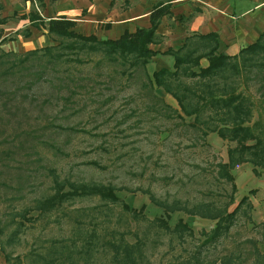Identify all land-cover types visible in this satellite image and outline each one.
<instances>
[{"label": "rangeland", "instance_id": "1", "mask_svg": "<svg viewBox=\"0 0 264 264\" xmlns=\"http://www.w3.org/2000/svg\"><path fill=\"white\" fill-rule=\"evenodd\" d=\"M138 1H143L142 7H150L148 0L114 3L126 10L136 8ZM73 2L82 4V0L63 3L68 6ZM79 12L85 15L87 9L81 7ZM115 17L102 16L99 23L106 28ZM91 24L94 30L84 34L97 30V22ZM14 28L8 36L16 39L5 42L6 48L13 49L6 50L25 52L57 44L43 36L44 27L32 38L22 35L29 29L26 26ZM40 38L43 41L35 47ZM169 55L162 57V64L152 58L147 72L152 75L162 65L174 69ZM80 57L83 62L62 60L42 75L25 69L0 79L2 238L24 220L19 214L22 210L55 193L56 178L113 186L129 207L142 211L134 216L123 203L103 200L98 194L76 196L45 214L38 216L33 211V219L24 220L26 225L5 245L6 250L14 258L21 256L22 264H32V257L39 253L65 248L63 258L68 264H114L110 242L126 238L142 245L141 264L183 262L199 250L209 260L242 253V264H250L254 245L264 251V166L252 161L236 164L231 170L236 191L232 182L220 175L219 164L228 161L229 149L236 143L209 128H229L233 119L212 108H204L200 116L187 115L171 93L159 87L150 90L142 68H131L97 50L81 51ZM208 63V56L201 59V66ZM236 69L227 78L214 77L211 85L194 76L183 79L192 91V102L205 101L201 95L206 91L213 90L215 96L224 90L228 95L244 93L252 112L246 124L261 138L264 153V97L256 77L259 66L239 63ZM150 194L166 202H213L229 211L247 196L253 208L251 217L240 210L229 233L205 243L204 232H209L217 219L176 210L170 212L165 226L159 219L168 214ZM180 219L193 233H177ZM94 230L98 235H90ZM5 262L0 250V264Z\"/></svg>", "mask_w": 264, "mask_h": 264}, {"label": "trees", "instance_id": "2", "mask_svg": "<svg viewBox=\"0 0 264 264\" xmlns=\"http://www.w3.org/2000/svg\"><path fill=\"white\" fill-rule=\"evenodd\" d=\"M31 1L36 4L39 2L37 6L40 9L45 6L44 0ZM50 1L55 2L57 0ZM171 6L172 4L169 2L155 4L150 13L151 25L149 27H138L133 32L126 30L120 37L115 39H102L95 33H81L76 28L77 21L69 18L67 15L53 16L46 20L40 14V9L35 8L28 14L22 15L21 18H28L31 21V25L38 28L45 27L51 39L56 41L57 44L25 52L5 50L1 45L16 38L15 36H6L4 29L0 27V79H6L8 76L21 73L25 69L42 75L48 69L55 68L61 64L62 60L83 62L80 52L88 49L103 52L107 57L124 62L131 68H142L150 90L159 87L171 93L178 100L180 107L187 115L197 114V116H200L204 108H212L216 111H223L222 113L226 117L233 119V125L229 128L227 126H213L209 129L217 131L222 137L230 138L236 143L235 146L229 149L228 161L219 164L220 175L231 181L232 189L236 191L237 185L231 172L236 164L252 161L256 165L264 166V153L260 147L261 138L258 137L252 126L246 124V122L251 121L252 116L247 98L242 92L228 95L227 90H224V94H221L222 96H215L212 90L206 91L201 95V98L205 100L202 103L192 102V91L183 77L194 76L204 84L211 85V79L216 76L227 78L231 70L236 67L238 69L239 63H244L249 68L259 66L256 77L260 83V93L264 97V32L255 42L242 48L236 55L216 54L217 40L215 39V34L199 36V40L195 36L189 37L182 46L176 49L168 48L164 51L153 49L151 44L160 43L163 39L162 34L157 32V28L162 18L171 14ZM6 22V18H0V24ZM109 25L107 24V27ZM31 33L30 29H26L23 34L21 32L24 37H29ZM209 39L214 41V44L210 45V47L208 46ZM64 50L74 52V55H66ZM158 54L173 55L174 69L162 67L150 75L146 70V66ZM206 56H208L209 63L207 66H201V59ZM195 66L201 67L196 71L193 69ZM153 93L156 95L154 91ZM250 140H253V142H250ZM54 185L56 191L53 195L36 200L33 206L27 207L19 213L25 221L27 220L28 222L30 219H33V211H37V215L39 216L62 206L64 201L70 198L97 194L103 200L123 203V208L131 211L134 216L142 211L129 207L126 202L116 195L113 186L87 182L74 184L68 180L62 181L58 178L54 180ZM67 186L70 187L69 190H65ZM150 198L153 202L163 207L164 211L168 214L166 215L167 218L159 219L161 224L165 226H168L167 220L170 212L176 210H184L189 214L217 219L216 225L209 232H204L206 236L205 243L215 241L229 233L240 210L251 217L250 211L253 208V204L247 196L243 197L232 211L213 202H198L191 205L179 199L172 202L159 200L153 194H150ZM24 220L18 221L17 228L13 229L6 239L2 238L5 234V228L0 226V240L2 243L0 250L4 254L5 264H22L23 262L21 256L14 258L6 250L5 245L14 240V237L24 228L26 225ZM175 230L180 236L186 233H193V230L183 219H180L176 223ZM92 234L98 235L95 230L90 233V235ZM140 241L141 239L139 238L138 242ZM110 243L113 250L114 264H141L143 257L141 244L130 243L126 238H123V240H116L114 238ZM53 247L56 246L54 245ZM65 249L60 252L53 249L46 253H39L32 257L34 258L32 264H42L43 260L44 264H68L63 258L65 257ZM48 255H50V258L47 260L45 258ZM240 255L243 254L231 252L220 258L209 260L202 256V251L199 250L187 260L173 264H242ZM69 264L75 263L70 261ZM250 264H264V251H261L256 245L253 248Z\"/></svg>", "mask_w": 264, "mask_h": 264}, {"label": "crops", "instance_id": "3", "mask_svg": "<svg viewBox=\"0 0 264 264\" xmlns=\"http://www.w3.org/2000/svg\"><path fill=\"white\" fill-rule=\"evenodd\" d=\"M149 6L142 7V2L137 3L136 8L121 9V6L114 3V0H82V4L64 5V0L51 2L44 0L45 6L40 10V14L47 20L50 17L58 15H67L69 18L77 21L76 28L87 33L94 30L91 23L97 22L94 31L103 39H115L120 37L126 30L135 31L138 27H149L151 25L150 13L153 6L159 2H169L171 14L162 18L157 32L162 34L163 39L160 43L151 44L156 50L164 51L168 48H179L189 37L215 34L217 40L216 54L236 55L242 48L255 42L264 32V0H148ZM0 0V18H6L7 22L0 24L4 29V34L8 36L12 31L26 26L31 30L32 38L40 28L31 25L28 18H21L31 10L39 8L31 0ZM81 5V6H80ZM81 7L87 9V14L81 15ZM121 9V10H120ZM124 10V11H123ZM109 27H103L99 23L102 16L112 17ZM12 16L20 19L15 20ZM171 24V25H170ZM43 28V27H42ZM86 28V29H85ZM43 36L48 37L47 29L44 27ZM21 33L17 34L19 37ZM27 38V37H26ZM51 39V37H50ZM213 39V38H212ZM209 39L208 46L214 44ZM42 38L35 41V47L42 42ZM6 48L5 43L1 45ZM165 54H159L153 57L157 64H162V57ZM172 65L174 64L173 55H169ZM160 67H156L158 70Z\"/></svg>", "mask_w": 264, "mask_h": 264}]
</instances>
